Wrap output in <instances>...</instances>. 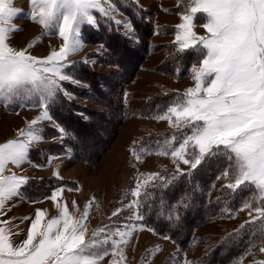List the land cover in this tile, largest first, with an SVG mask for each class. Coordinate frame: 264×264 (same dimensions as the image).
I'll list each match as a JSON object with an SVG mask.
<instances>
[{"label":"snow or ice","instance_id":"6c2138e0","mask_svg":"<svg viewBox=\"0 0 264 264\" xmlns=\"http://www.w3.org/2000/svg\"><path fill=\"white\" fill-rule=\"evenodd\" d=\"M13 2L0 0V103L25 106L31 102L28 106L42 111L27 128L19 130L17 138L0 143V214L7 201L20 195L29 179L12 171L9 165L20 168L31 162L30 150L44 139L40 124L51 119L49 104L58 93L69 95L61 82L79 83L65 69L72 64L69 57L84 47L81 26H96L95 14L113 19L118 25L122 23L112 15L117 11L112 0H29L27 18L39 24L45 34H57L63 41L58 50L39 58L27 48L17 50L8 43L11 33L19 30L13 20L22 11L13 7ZM183 2L182 22L176 25L174 43L178 52L198 48L202 60L199 67L191 70L195 86L177 94L163 113L152 118L187 132L181 133L179 141L173 133L162 143L157 142L154 153L147 148L140 152L133 148L132 154L137 161L150 154L170 156L178 162L176 172L189 176L206 158L222 155L227 165L217 179L227 180L223 188L233 193L241 188L255 193L253 202L244 203L240 210H248L251 218L245 224L261 221L260 232L264 234V206L253 207L256 202L264 205V0ZM198 14L204 20L199 26L206 35L194 30ZM123 26L131 27L130 22ZM33 46L29 44L28 48ZM58 130L63 137L64 130ZM180 163L189 166L188 173H184ZM55 175L58 177L59 173ZM176 179L175 174L169 178L160 173L138 179L130 192L135 199L127 206L136 211L129 219H144L139 210L141 198L148 194L141 189L149 185L167 187ZM157 180L161 183H153ZM63 191L58 189L49 197L57 202L59 215L45 222L46 213L37 210L27 238L19 245L12 243L10 222L0 221V264H101L109 255L113 257L110 264H124L126 256L121 246L129 243L133 232L144 230L143 226L132 224L125 225L124 230H110L105 225L86 238L92 202L77 218L69 212L66 202H58ZM260 251L264 252V243Z\"/></svg>","mask_w":264,"mask_h":264},{"label":"rangeland","instance_id":"374dc122","mask_svg":"<svg viewBox=\"0 0 264 264\" xmlns=\"http://www.w3.org/2000/svg\"><path fill=\"white\" fill-rule=\"evenodd\" d=\"M120 1H122V4L129 3V0H112L117 9L112 15L115 20L122 22L119 25L116 24L121 33L128 36L133 41H136L137 32L132 21L121 10ZM131 1L144 10L143 17H146V19L155 26L156 31L151 38L152 45L175 42L176 25L182 22L181 12L185 7L183 0ZM12 6L22 10L13 20V23L19 30L11 33L8 41L13 48L17 50L27 48L31 55L39 58L46 57L51 51L59 49L63 41L57 34H45V30L39 24L27 18L30 10L29 0H14ZM95 15L97 25L93 27H97L101 21V17H104L101 14ZM129 22L131 25L130 28L123 26ZM203 22V18L198 14L196 20L198 26L194 29L198 35H206V30L199 26ZM85 26L92 25L84 24L81 26V38L84 47L81 51L69 57V60L72 62L71 66L78 61L86 60L94 70L108 74L109 77L107 76L106 78L109 79V81L114 80L117 67L105 61L104 56L106 52L105 46L102 43L87 42L84 39L83 31ZM170 26L173 28L171 29ZM29 44H33L34 46L28 48ZM177 47L176 45V48ZM166 54L167 49L165 48L159 50L152 49L141 64L133 81L120 86L119 96L122 98L124 105L123 121L121 123H114L113 129L116 130L115 137L109 140V148L96 166H91L77 160L72 149L69 147L62 154L50 155V160L53 157L56 158L52 159V164L50 163L48 166L47 164L43 166L37 165L31 161L30 158L29 160L31 162L22 164L20 168L9 165L18 175L28 178L30 176L40 177L42 175L56 176L55 173L58 172V178L64 176L68 177V180L81 183L82 185L79 184L78 188H73L71 184L59 186V188H63L65 192L58 198V202L61 204L66 202L69 212L77 218L84 212L85 206L90 201L92 205L95 203L94 191L96 190L97 184L100 182L104 188L97 192L102 193L103 202L100 206V202H98V210L100 211L98 214H93L92 206L89 209V216L86 221V226L88 228L86 238H91L95 230L105 225H107L110 230H115L116 228L124 230L125 225L132 224L138 227L143 226L144 230L133 232L129 243L126 246H121L126 256L124 264H185V261H187V264H205L200 262L199 259L207 253L209 249L216 245L222 238L243 228L241 226H245V222L251 219L248 215V210L241 211L240 208L244 203L253 202L254 192L232 210L226 208V210L224 209L225 213L216 211L210 214L201 225L193 230L190 243L184 250L168 236H162L156 233L141 221L129 219L136 211L134 208H129L127 206L135 199L130 192L135 189L138 179H144L149 173H160L162 176L169 178L174 174L179 175L176 172V163L178 162H174L170 156L150 154L144 155L141 161H137L131 151V149L134 148L137 152H140L141 149L147 148V142H145V140L152 133L178 130L170 128L167 121L153 119L152 117L155 115H142L143 106L148 101V98L154 94L164 95L171 90L183 94L188 88L195 86L191 70L193 66H200L202 57L191 64L187 76L176 78L157 71L154 68L164 60ZM69 70L70 67L65 69L66 74L79 82L73 84L83 87L84 84L75 79ZM66 82L68 81L61 83L63 89L69 94L67 97L70 100L90 109H101L107 115H111V111L107 107L94 105L88 98L80 97L70 92L67 87H65ZM30 103L31 102H27L25 106H21L19 103H12L7 106L0 103V143H5L8 140L17 138L19 130L27 128L28 123L41 114L42 109L28 106ZM52 103H50L48 107L49 115H51L50 105ZM45 126L51 125L46 124V122L40 124V127L43 129L42 135L44 139L41 143L35 144L34 147H39L38 145L46 141L51 143L54 140L61 141L64 138L63 134V137L59 135L53 139H46L44 136ZM59 127L62 128L60 125ZM154 137L158 138L156 136ZM163 141L158 142L162 143ZM157 147L158 143L157 146L152 148L148 147L147 149L154 153ZM180 168L183 171H189V166L182 163H180ZM5 174L7 175L9 173L6 172ZM220 174H218V176H220ZM217 177L207 193L208 201L216 200L221 195V191H223V185L228 182L222 177L220 179H217ZM153 183L159 184L161 182L157 180ZM150 187L151 185L141 189V191L144 192ZM69 189L73 190L69 191ZM69 192L72 194L71 196ZM78 193L81 194L82 200L78 199ZM90 194L93 195L87 198L86 196ZM73 202H75V204H73ZM257 206L264 205H261L259 202L253 203V207ZM117 209L120 211L117 215H113ZM37 210H43L46 213L45 222L57 217L60 211L56 201L49 198L47 199L46 197L39 201L30 202L23 197L21 193L18 197H14L5 203L2 214H0V221L10 222L8 228L11 229V233H13L11 240L14 245H19L27 238V232L31 226L32 220L35 219ZM253 215L255 216L256 213H253ZM165 237L168 238L166 239ZM262 243H264V241L258 243L254 247L246 248L240 255L234 257L226 264H258V262L264 261V252L260 251ZM157 246H159L158 249ZM112 259L113 257L109 255L101 264H110ZM116 259H119V257H116Z\"/></svg>","mask_w":264,"mask_h":264},{"label":"trees","instance_id":"16d2710c","mask_svg":"<svg viewBox=\"0 0 264 264\" xmlns=\"http://www.w3.org/2000/svg\"><path fill=\"white\" fill-rule=\"evenodd\" d=\"M130 1L125 4L120 1V7L135 27L136 41L121 33L118 25L106 17H101L97 27L85 26L83 31V37L87 42L102 43L105 46V61L117 67L115 79L109 81L106 78L108 74L94 70L87 62L78 61L70 66L69 71L84 86L65 83L70 92L88 98L94 105L107 107L111 115H107L101 109L79 105L59 93L57 99L50 105V112L64 130V138L61 141L54 140L45 146L33 147L29 152V158L37 165H45L50 155L62 154L68 147L72 149L77 160L91 166L97 165L109 148V140L115 137L114 123L123 121L124 105L119 96V88L133 81L152 49H167L164 60L154 68L176 78L187 76L191 64L202 57L198 48L178 52L174 42L152 45L151 38L156 31L155 26L143 17V9ZM177 94L181 93L171 90L164 95H152L143 106L142 115L153 116L164 112ZM44 129L46 139L61 135L57 127L45 126ZM182 132H187V129L152 133L145 140L146 147L157 146L158 141L169 138L173 133L179 141ZM226 165L227 161L222 155L206 158L200 166L192 170L190 176L177 175L178 179L173 180L167 187L151 186L144 191L148 195L141 198L143 204L139 211L144 216L141 222L156 233L168 236L181 249H186L193 230L210 214L216 211L225 213L226 208L232 210L251 194L244 188L238 189L235 193L223 188L216 200L208 201L207 193ZM70 184L76 186V182L56 176H30L28 183L20 189V193L30 202H35L50 196L57 187ZM260 228L261 221L246 224L240 230L219 240L199 261L205 264L228 263L251 244L257 245L264 241V234L260 232Z\"/></svg>","mask_w":264,"mask_h":264},{"label":"crops","instance_id":"0c3cea01","mask_svg":"<svg viewBox=\"0 0 264 264\" xmlns=\"http://www.w3.org/2000/svg\"><path fill=\"white\" fill-rule=\"evenodd\" d=\"M51 116V119L50 120H44L42 123H44V122H46V124H49V125H51V126H54V127H57V128H60L59 127V124L57 123V121L53 118V116L52 115H50ZM41 143V142H40ZM44 144V145H43ZM43 144H41V145H38V146H45V145H48V144H50V142H48V141H46V142H44ZM49 160H50V158L48 159V163H46L47 164V166L49 165ZM52 160V159H51ZM51 164H52V162H51ZM43 166V165H42ZM42 176H49V175H42ZM61 178H63V179H67L68 177H64V176H61ZM76 182V186H73V188H78V185L80 184V185H82L81 183H78L77 181H75ZM99 184V185H98ZM97 184V187L95 188L96 190L94 191V198H95V203L92 205V209H93V214H98V212H100L99 210H98V207L102 204V202H103V199H102V193L100 192H97V191H99V190H102L103 188H104V186L103 185H101V183L99 182ZM61 187V186H60ZM58 189H63V188H59V187H57L53 192H52V194L56 191V190H58ZM63 192H65V191H63ZM76 193V192H75ZM51 194V195H52ZM79 195H78V199L79 200H82V196H81V194L80 193H78ZM50 195V196H51ZM69 195L71 196L72 194L69 192ZM93 194H90L89 196H86L87 198H89V197H91ZM50 196H48L47 197V199L50 197ZM50 199V198H49ZM98 202H100L99 203V206H98Z\"/></svg>","mask_w":264,"mask_h":264},{"label":"bare ground","instance_id":"6f19581e","mask_svg":"<svg viewBox=\"0 0 264 264\" xmlns=\"http://www.w3.org/2000/svg\"><path fill=\"white\" fill-rule=\"evenodd\" d=\"M12 171H13V169H12Z\"/></svg>","mask_w":264,"mask_h":264}]
</instances>
